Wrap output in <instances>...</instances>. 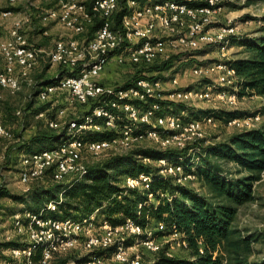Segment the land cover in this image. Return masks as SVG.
<instances>
[{
  "label": "built area",
  "instance_id": "2783aa9c",
  "mask_svg": "<svg viewBox=\"0 0 264 264\" xmlns=\"http://www.w3.org/2000/svg\"><path fill=\"white\" fill-rule=\"evenodd\" d=\"M3 0H0V3ZM24 0H5L10 8H0V21L11 19L7 34L0 30V56L3 69L0 71V90L17 94L24 82L32 88L36 82L29 79L30 73L42 59L51 66L60 68L53 83L41 85L34 98L37 103L58 101L63 97L66 107L85 106L90 101L97 104L80 119L60 122L67 108H58L55 119L47 126L58 133L60 141L50 148L19 157L17 176L19 184L29 186L49 180L54 184H70L82 180L88 168L83 154L123 155L143 143H151L161 150H187L185 158L160 159L159 174L171 177L176 185L186 186L196 180L194 173L200 159L199 142L206 138L207 130L219 122L214 113L221 107L235 108L240 99L238 78L229 65V52L233 41L242 35L239 26L222 24L217 16L222 9L220 0H124L118 26L113 16L120 10L119 0H56V7L46 8L37 15L40 23H57L77 35L85 36L84 22L93 25L98 19L100 25L91 39L71 38L57 40L49 51L30 43L25 29L28 17L13 11ZM12 16V17H11ZM42 34H47L42 31ZM219 50L220 60L204 65H195L192 74L205 80L203 87H178L176 77L141 78L128 86L112 87L100 82L101 74L110 62L119 65H149L169 60L172 54H190L203 47ZM188 56H183V59ZM170 85L169 88H164ZM197 102H207L211 111L199 119H186L173 111L175 104L185 107ZM22 111L15 115L21 116ZM260 112L243 115L226 122L227 127L238 131L256 128L262 120ZM218 121V122H217ZM109 133L105 139L89 140L94 134ZM0 138L14 140V135L0 120ZM144 163L149 158L138 157ZM7 155L0 154V161ZM190 168V170H187ZM152 176L140 173L136 177L126 176V189L149 190ZM63 192L56 201L46 206V211L56 212L63 201ZM148 201L155 199L148 194ZM141 208V204L138 206ZM98 210L82 219L45 218L40 213L17 212L13 215L12 227L21 247L9 250L14 264H36L33 255L40 250L37 264H50L54 257L72 250H80L88 257V264H106V255L97 252L113 247L112 259L117 264H141L138 248L157 253L161 246L154 233L166 231L163 223L155 229L142 228L133 220L112 226L99 220ZM165 238L170 243L188 248L185 232L171 226ZM129 239H134L130 245ZM200 253L203 249L200 248Z\"/></svg>",
  "mask_w": 264,
  "mask_h": 264
},
{
  "label": "trees",
  "instance_id": "16d2710c",
  "mask_svg": "<svg viewBox=\"0 0 264 264\" xmlns=\"http://www.w3.org/2000/svg\"><path fill=\"white\" fill-rule=\"evenodd\" d=\"M124 5V2H121ZM90 3L88 5V8ZM122 11L117 14L118 21ZM263 26L259 28L258 35H242L233 41L245 50L244 56L231 60L229 65L233 67L238 78V93L240 96L257 95L264 98V17ZM100 25L98 19L90 25L87 39ZM173 66V59L162 62H154L149 65H139L143 68L133 78L136 81L141 78H149L148 74L162 73ZM147 69V70H145ZM54 79V78H53ZM53 79L37 80L32 100L27 105L29 114L35 116L44 113L45 119L36 122L30 138L25 139L17 148L19 157L22 154H33L49 146L56 145L62 136V132L49 128L47 121L55 119L57 106L53 101L37 104L34 96L41 85L53 83ZM102 84L105 82L100 81ZM131 82L126 83L128 86ZM105 85V84H104ZM97 103L90 101L87 105L88 114ZM37 105V108L35 107ZM81 106V105H77ZM178 112L186 107L175 104ZM215 118L225 124L230 119L238 118L244 114L239 110L219 109L214 113ZM20 118V117H17ZM21 129L26 130V125ZM109 133L94 134L89 140L105 139ZM153 145L144 149H137L127 154L112 156L106 161L88 166L87 174L82 180L67 185L54 184L50 181L43 182L37 187L31 188L23 195H12L0 188V199L9 197L17 204L23 205L19 212L40 213L45 211V218L75 220L92 215L98 210L99 220H105L112 226L123 224L126 220H133L142 228H156L157 224L166 226L165 235L171 226H176L185 232L188 241V254L184 257H168L160 249L155 260L148 264H224L219 256L220 251H226L235 264H249L248 258L252 255V238L242 236L234 227L236 207L253 200L252 187L254 182L260 180L264 171V127L240 131L224 142L200 150V159L196 164L194 173L196 180L201 182L212 194L213 198L220 199L214 203L206 196L198 194L195 190L186 186L176 185L171 177H163L159 174L160 159H172L184 157L187 164V150L166 149L161 150ZM50 148V147H49ZM141 158H149L151 162L144 163ZM12 155L8 161L14 163ZM231 162L241 171L248 175L243 178L228 179L219 161ZM13 161V162H12ZM9 167V166H8ZM187 170H190L188 168ZM140 173L152 176L149 190L141 188L126 189L123 181L126 176L136 177ZM63 192V201L58 205L56 212L46 211V206L51 201L58 199L59 193ZM148 194H153L154 200L148 201ZM141 204V208L138 206ZM16 210L13 215L16 214ZM155 223V227L152 226ZM134 239H129L130 245ZM17 240L0 242V256L4 263L14 264L10 256L3 254L13 248L21 247ZM200 248L203 253H200ZM113 247L99 254L106 255V263L117 264L111 257ZM40 250H36L33 260L37 264ZM68 259H58L54 264H67ZM52 262H50L51 264Z\"/></svg>",
  "mask_w": 264,
  "mask_h": 264
},
{
  "label": "rangeland",
  "instance_id": "374dc122",
  "mask_svg": "<svg viewBox=\"0 0 264 264\" xmlns=\"http://www.w3.org/2000/svg\"><path fill=\"white\" fill-rule=\"evenodd\" d=\"M123 1L124 0H119L120 10L112 18L113 24L116 26H118L120 21V19L118 21L117 14H119L121 12V8L124 7L121 3ZM84 2L86 5H89L90 0H85ZM220 5H222V9L217 16V20L220 23L219 25H237L239 26L241 35H258L259 28L263 26L262 18L264 17V0H220ZM52 7H56V0H24L16 7L12 8L13 11L17 12L14 14H19V16L28 17L29 19L31 18L29 22L25 24V26H28V29H25V32L30 43L34 44L36 47L49 51L53 48V46H55L54 44L57 40L87 37L90 25L86 22H84L87 29L85 36H83L84 34L77 35L73 31L67 30L57 23L50 22L45 23V25L40 23L37 19V15L40 12H43L44 9ZM0 8L5 9L10 7L6 4L5 0H3L0 4ZM10 26V18L2 19L0 21V30L4 34H7ZM43 30L46 31L47 34H42ZM244 50L245 49L240 45L234 44L229 52L230 59L234 60L236 58L245 57ZM218 51L219 50L214 47L207 46L198 51H194L191 54L189 52L172 54V57L169 60L173 59V66L170 70L158 74L151 73L148 74L147 77L154 79L161 78L165 81L170 77H176L178 87L201 88L204 84H206V82L201 78L195 77L192 74V68L195 67V65H208L209 63L218 62L220 60ZM183 56H188V58L183 59ZM140 70L144 71L143 68H139L131 64L119 65L115 62H110L106 70L101 74L100 79L102 82H105V85L122 87L128 82H132L138 72L140 75H144L146 73V71L140 73ZM60 71V68L57 66H51L48 60L44 58L30 73L29 79L34 82H37V80L40 81V79L50 80L53 79ZM169 87L170 85H166L164 88ZM32 93H34V89L27 85L26 82L22 84L21 90L15 95H11L4 90H0V120L2 121V124L14 135V140L11 141L0 138V154L7 155V159L5 161H0V188H3L12 195H23L31 188L42 184V182H36L34 184H30L29 186H23L19 184V177L17 176V169L20 161L19 153L16 154L17 148L25 139L30 138L36 122L40 120L36 117V115L33 116L29 114L26 109L28 103L32 100ZM57 100V109L59 107L60 109L67 108V101L63 97H60ZM50 101L54 102L55 99L52 98ZM211 106L212 105L207 102H197L191 104L190 106H186V109L183 111L186 119H199L211 111ZM35 107L37 108V105ZM221 108L227 110L237 109L244 115L260 112L263 119L261 120L260 125L256 128L264 127V98L261 96L246 95L245 98L240 99L237 107L232 109L226 107ZM88 110L87 106L74 105L73 107L67 108V113L64 118L60 120V122L70 119H80L84 112ZM17 111H22L20 118H17V115H15ZM173 111L178 114H181L182 112H178L179 110H176L175 106H173ZM2 112H6L7 116L10 115L7 117V121L10 123L9 125H7V122L5 124L4 119H2ZM23 125H26L25 131H23L24 129H21ZM239 132L240 131H238L236 127H227V125L225 126V124L218 122L216 126L207 130L206 138L199 142V148L204 150L205 148L216 145L219 142L226 141L231 138V136ZM147 147H153V144L148 142L143 143L140 147L124 152V154ZM10 155H12V160L14 161V163L11 164L10 161H8ZM111 157L112 155L110 153L99 155H90L86 153L83 154V162H85L84 164L88 168L90 165L104 162ZM218 161V164H220L224 170L223 172L225 177L230 180L243 178L248 175L231 162H224L222 160ZM260 176V180L254 182L252 187L253 200L236 207L237 212L234 221V227L240 234H242V236L252 238V255L248 258L249 264H264V171ZM47 181L49 180H45L43 182ZM188 187L195 190L198 194L206 196L207 199L213 200L214 203L221 201L220 199L213 198L209 190L201 182H199V180L189 183ZM22 208H24L23 205L17 204L9 197H3L0 199L1 243L9 240H17L19 242L18 236L13 231L14 227H12V217L15 210L16 212H19ZM154 225L155 223H152V226ZM154 239L158 241L165 255L168 257H184L188 254L187 248L177 246L174 242L172 246V243H170L164 235H158L156 231L154 233ZM138 250L141 257V264H148L157 257V254L150 253L143 248H138ZM3 254L9 256L8 251ZM219 256L224 264H235L232 262L230 255L226 251H220ZM65 258L68 259L67 264H88L89 262L85 253L78 249L54 257L51 264H54V262L58 261V259ZM0 264L8 263H4L0 256Z\"/></svg>",
  "mask_w": 264,
  "mask_h": 264
},
{
  "label": "crops",
  "instance_id": "0c3cea01",
  "mask_svg": "<svg viewBox=\"0 0 264 264\" xmlns=\"http://www.w3.org/2000/svg\"><path fill=\"white\" fill-rule=\"evenodd\" d=\"M2 3V2H1ZM0 3V4H1ZM9 30V29H8ZM4 35H6V34H4ZM250 35V34H249ZM3 61L4 60H2V58H1V56H0V71L3 69ZM100 81H101V79H100ZM9 115V114H8ZM2 119H4V122H5V124H6V122H7V125H9L10 123H8V121H7V117H9V116H7L6 115V112L5 113H3L2 112ZM17 117H20V116H17ZM36 117L38 118V119H43L44 117H45V115H44V113H40V114H38V115H36ZM15 128V127H14ZM55 146V145H54ZM49 148V147H48Z\"/></svg>",
  "mask_w": 264,
  "mask_h": 264
}]
</instances>
